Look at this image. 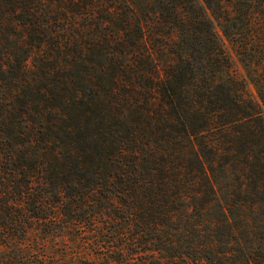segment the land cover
Returning a JSON list of instances; mask_svg holds the SVG:
<instances>
[{"label":"trees","instance_id":"16d2710c","mask_svg":"<svg viewBox=\"0 0 264 264\" xmlns=\"http://www.w3.org/2000/svg\"><path fill=\"white\" fill-rule=\"evenodd\" d=\"M0 264H264V0H0Z\"/></svg>","mask_w":264,"mask_h":264},{"label":"rangeland","instance_id":"374dc122","mask_svg":"<svg viewBox=\"0 0 264 264\" xmlns=\"http://www.w3.org/2000/svg\"><path fill=\"white\" fill-rule=\"evenodd\" d=\"M224 40L226 42V46L228 48V51L232 57V71H233V73L240 80L247 79V72L249 71L248 68L240 60L234 45L229 41V39L225 38ZM248 83H249V90H250L251 94L257 96L255 85L253 83H251L250 80H248Z\"/></svg>","mask_w":264,"mask_h":264}]
</instances>
